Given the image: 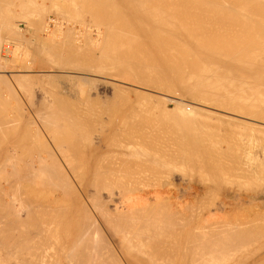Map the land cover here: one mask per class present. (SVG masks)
<instances>
[{"label":"bare ground","instance_id":"6f19581e","mask_svg":"<svg viewBox=\"0 0 264 264\" xmlns=\"http://www.w3.org/2000/svg\"><path fill=\"white\" fill-rule=\"evenodd\" d=\"M33 1L0 0L2 23L0 30H6L3 28L12 22L14 15L20 16L18 19H21V15L23 17L24 14L16 13V8L19 6H21L20 11L23 7L26 9L21 11L27 15V17L24 15L22 20L28 17L34 18L32 17L34 13L37 16L39 11L35 12L34 8L38 6L35 5L38 0H35V3ZM44 1L45 3L41 4L42 0L39 3L41 12L46 11V5L45 11L42 8L48 0ZM60 1L63 0L54 2L57 3V7ZM68 1L67 3L64 0L62 8H58H61L65 14L70 12L79 15L81 21L84 18V23L79 26L81 30L78 31L85 34L77 33L72 41V34H75L70 31L73 30H70L69 34L66 32L67 28L64 30L65 28L62 29L61 26L67 37L59 33L62 35V38H59L66 40L58 39L59 42L56 39L59 34L57 36L55 35L57 33L49 31L52 27L56 32L52 26L54 24L50 22L51 19L43 24L41 22L45 20L44 16H39L42 20L39 21L40 18H37V22L35 19L27 21L28 18L27 27L35 25L34 27L40 31L39 28L42 29L44 25L41 31L46 30L48 36L38 34L44 37L39 38L36 36L39 32L34 28L33 39L38 38L42 46L40 47L42 50L36 49L37 52L34 50L36 47H33V52L38 54L36 56H49L47 61L56 63L50 65L51 67L55 65L54 67L59 66V69L64 67L65 70V67L69 66L66 69L80 72V76L77 74L80 79L76 77V81L79 79L78 83L84 85L89 82L95 84V81L93 82L97 79L94 78L95 76L101 81L102 76L120 77L126 73L133 80L144 85L143 87L149 88V91L152 88L159 93L162 91V94L165 92L164 94L169 95V100L174 101L172 103L175 105L169 108L165 96L159 98L160 95L155 92L156 96L158 95L156 97L152 95L153 93L146 92L147 89L144 93V89L139 87L137 88L142 91L138 92L132 87L133 93L135 91L136 101L138 99L142 103L141 99H144V103L140 104L134 101L135 99H128L127 92H130L128 90L130 86L127 83L128 86L126 84L124 86L128 87V91L115 85L118 91L123 90L120 91L121 93L112 85L114 88L112 91L118 92V94L110 92L112 95L110 99L113 102L111 100L109 102V98L106 100L107 97H104V101L103 96L98 92L95 96L90 95L93 92L88 94L92 91L91 87L85 89L87 93L80 89L84 86H81V83L78 84V89L72 84V88L76 87V91L81 90L78 93L81 94L80 96L73 92L76 97H80L79 99L77 97L78 101H76L75 96L71 98L70 93L64 91L65 88L57 89L62 85L60 81L67 75V78L70 76L69 73L65 75L63 72H61L64 74L63 78L56 74L57 72L54 73L59 76L55 77L58 78L57 80L62 78L60 81L56 80L57 84L60 82L59 86L52 84L54 85L52 88H56V91L47 90L46 87H42L43 84H38L40 89L42 87L45 91L41 89V93H37L38 91H34L37 85L33 83H39L41 79L40 83L44 82V85L45 82L53 83L51 77L54 75L49 76L47 73L48 77L45 74L44 79V74L42 77L40 74L37 76V73H35L37 75L33 74L36 72L34 70L29 73L32 68L30 70L31 66L25 64L26 60L24 67L26 70L29 67V71L24 72L28 74L13 72L14 76H10L4 73L5 76H10L9 79L3 76L4 74H0V255H2L0 264H264L263 202L256 203L253 209L250 207L252 210L248 215L247 211L245 212L247 216L241 214L243 211L240 209L241 211H236L241 215L235 213L238 218L230 217L228 215L233 214L229 212L237 208V204L230 201L242 200L246 205L247 202L251 203L249 202L251 196L247 197L244 194L246 197H243L238 192L239 195H234L235 199L226 201L233 196L227 195L229 184L228 186L225 184L226 193L222 192L225 186H216L218 190L222 189L220 192L226 199L221 204V199L218 198L221 194H217L219 195L217 204L224 205L223 211L219 209L220 212H224L221 213L224 216H220V212H214L215 216L207 217L206 212H202L204 215L201 214L202 210H196L202 204L205 206L206 195L213 189L212 184L228 183L227 175L234 174L239 178H249L251 179L248 180L249 182L258 177L264 181V157L262 162L259 159V162L256 161L254 155L252 160L250 156L253 153L250 156L247 154L251 159H246L247 156L243 157L244 154L241 155L237 151L239 147L236 142L238 148L234 150L231 147L235 138L234 133L228 130L231 125L232 127L235 125V132H239L237 129L241 127L237 128L238 124L247 125L248 132L249 128L255 130L260 123H255V127L249 120L254 126L252 128L247 121L248 117L252 118L251 121L262 122L258 130L264 127V0ZM52 5L55 6L53 3ZM13 8L16 10L14 11ZM43 12L40 15H46L48 11ZM74 17H70L69 20L72 21ZM18 19L15 18L14 21L17 22ZM13 22L12 24H15ZM93 23L94 27L91 25ZM11 26L13 25L10 24L7 28H12ZM14 27L13 33L11 29L10 32L7 30L9 35L12 34L11 36L14 35V30L17 34L20 32ZM70 28L76 29L74 26ZM86 31H92L94 36L89 32L87 35ZM1 32V36H9L2 35L6 32L2 34ZM17 34L16 37L19 38ZM16 37L12 38L18 41L20 38L17 40ZM29 38H25V43ZM70 38H72L71 42L68 41ZM28 42L29 44L26 45L27 43L18 41L17 43L20 44L15 46L18 55L16 51L11 58H17L25 51V47L21 44L26 45L27 49L32 42L37 41L28 40ZM27 55L26 53L25 57ZM20 58L23 60L22 56ZM20 58H17L18 61ZM11 61L17 60L11 59ZM21 66H18V69ZM47 79L51 80L47 81ZM64 81L66 82L67 79ZM107 81L106 79L105 82ZM65 82L63 84L68 85L69 81ZM110 82L111 80L109 81L111 86L112 82L111 84ZM132 86L136 87V85ZM17 88L25 93L21 90L19 91L21 95L23 93L27 96L28 100L25 102H29V107L39 111L35 114L36 110L30 112V116L28 110L29 115L25 119V124L23 123L25 127L21 128L20 124L18 126L16 123L21 116L17 119L16 110L12 112L10 109L18 104L10 105L11 100H14L12 98L20 104L21 97H17L16 92L19 90ZM4 89L7 93L10 92L9 95ZM14 89L17 91L15 92ZM71 90L73 89H69L68 92ZM4 92L11 100L4 96ZM122 92L126 93L128 100L120 95ZM120 96L126 103L121 105L122 107L115 108L114 98L120 100ZM8 99L11 101L9 106ZM154 99L157 100V105L154 104ZM21 101L23 103L24 99L22 98ZM120 102L119 104H122L123 100ZM198 104L206 107L215 106L231 114L230 116H236L230 117L227 113L220 115L221 110L218 113L217 110L214 111L215 108L206 109ZM108 105H111L110 108ZM22 107L15 109L19 112L20 109L25 108ZM20 113L25 115L27 112ZM226 114L227 116H223ZM20 122L22 124V120ZM219 125H229V128H226L227 135L230 133L231 135L228 136L233 138H229L231 145L228 146L234 152L225 146H220L225 141L221 136L225 135L226 129H223L224 133L221 134L222 129L219 128L221 136H218L216 128ZM42 129L45 134L47 133L46 136ZM258 133L260 135V131ZM238 134L235 136L236 139ZM43 136L46 138L48 136V140L50 137L51 143L53 138L54 142L47 143ZM260 136L259 141L262 138ZM224 137L227 138L226 135ZM226 141L230 140L226 139ZM241 141L239 139L240 143ZM225 145L227 146L226 143ZM168 162H172L171 166L180 169L173 168V170ZM165 166L166 168L168 166L167 169L169 167L172 169L166 174L174 172L177 174L180 170L184 172L188 169L191 174L203 175L201 180L198 178L203 183L201 186L189 184L185 187L186 190H183L186 194L180 195L193 199L192 203L206 196L205 200H201L202 204L199 201L198 208L189 201L191 205L188 207L190 209H187L191 210L194 205L193 213L191 211L186 214L184 211L187 209H183L185 206L182 207L181 202L177 206L179 201L177 203L176 200L181 197L177 195L179 192L174 193L173 190L170 192L166 184L170 180L165 182L166 178H163ZM184 174L186 175V172ZM234 175L229 178L232 180ZM158 176L163 178L167 187L156 184L157 178L158 182L162 179ZM241 178L240 180L246 183L243 184L251 189V184L248 186L246 182L247 179ZM154 180H156L155 184ZM231 182L229 180L230 185H233L237 179L234 183ZM253 182L252 189L256 188V190L251 193L257 194V186L261 182H258L256 187L253 186ZM21 183L25 186L23 184L22 187ZM146 183L157 187L151 186V189ZM142 184H146L150 189L146 186L145 189ZM238 184H240L239 180ZM243 184L238 185V188L236 184L233 186L237 189L240 186L246 188ZM138 185L145 190L138 192ZM172 188L176 190L175 187ZM233 189L230 188V191ZM218 190L211 193L212 199H216L214 194L218 193ZM171 193L174 195H170ZM260 193L262 192L259 191ZM173 196L176 198L173 199ZM256 197L255 195V200ZM209 198L208 200L211 199ZM214 203L209 201L206 207L208 204L209 207L215 205Z\"/></svg>","mask_w":264,"mask_h":264},{"label":"rangeland","instance_id":"374dc122","mask_svg":"<svg viewBox=\"0 0 264 264\" xmlns=\"http://www.w3.org/2000/svg\"><path fill=\"white\" fill-rule=\"evenodd\" d=\"M36 1H37V0H36ZM36 1L34 0L33 2L35 3ZM55 1H56V0H48V1L46 2V4H44V6H43V8H42V9H44V7H45V5H46V7H45L46 11H45V9H44L45 12H43V10H42V12H43V13H46V12L48 11V12H47L48 14L46 13V15H45V14H41V15H40V13H42L41 10H40L41 7H40V4H39V3L41 2V0H38V1H37L38 3L36 2L37 4L35 3V5H38L37 7H38V8L40 7V8L37 9V7L35 6L36 8H34V9H35L34 11L36 12V10H37V11H39V12H37V14H38L37 16H36L35 13L33 14V16L31 15V16L34 17V18L28 17V18H29V19H28V18H26V17H27V15H25L26 13H24V11L21 12L22 10H26V9H24L25 7H23L21 11H20V9H19L21 6H19V7L17 6L18 8L14 7V8H16L18 11H17L16 9H14V8H13V10H14V11L16 10V13L19 12L18 14H21V13L24 14V15L26 16L25 18L28 19L27 21H31V20L35 19L36 22H37V18H40V17L44 16V17H45V18L43 17V18L45 19L44 21H43L41 18L39 19V21L42 20L41 23L44 24L45 22H48V21L51 19L52 21H54V22H52V21L50 20V22L54 24V25H52V26L54 27V29L56 30V32L53 30L52 27L49 28V31L52 30L51 32H54V34L57 33V34H55V35H57V36H58L59 33H61L62 35L66 36V35L64 34V30H66V28H67L66 32H68V33H69L70 30H73V31H70V33H73V32H74V34H75V35L72 34L73 40H72V38H70V40H68V39H67V40H68L69 42H71V40L74 41V39L76 38V36H77V35L79 34V32H80V31H78V30H81L79 26L81 25V23H84V22H83L84 18H82L83 20L81 21V18L79 19V17H78L79 15H76V14L74 15V13L72 14V13L68 12V13L71 14L72 16H75V17L77 16V17H78V18H75V17H74L75 19L73 18L72 21L69 20L70 17H72V16L70 15V17H69V14L66 13V14H67V15H66L65 12H64L63 10H61V8H62V4L64 3V0H63V1H60V4H58V7H61V8H58V7H57V5H56L57 3H54ZM65 1H67V3L69 2L68 0H65ZM262 1H263V0H262ZM62 2H63V3H62ZM42 3H45V1L42 0L41 4H42ZM52 3L55 4L56 7H55L54 5H52ZM50 5H51V6H50ZM59 5H61V6H59ZM48 6H50V7H48ZM52 7H53V8H52ZM54 7H55L56 9H55ZM52 9H53L54 11H51ZM59 9H60V10H59ZM34 11H31V12L33 13ZM49 11H50V12H49ZM56 11H58V12H56ZM31 12H30V14H31ZM55 12H56V13H55ZM59 12H60V13H59ZM66 12H67V11H66ZM57 13H58V16H56ZM27 14H29V13H27ZM30 14H29V15H30ZM59 14H60V15L63 14L62 17L65 18V19H63ZM24 15H23V17H24ZM65 15H66V16H65ZM16 16H17V15H14V17L16 18V20H17L18 18H20V16H19V17H18V16L16 17ZM39 16H40V17H39ZM23 17H22V15H21V19H18L17 22L14 21V20H15V18H14V19L12 20V22L14 21L13 23H15V24H12V22L10 23L11 25H13V26H11L12 28L15 26L14 29L17 28L16 31H17V32L20 31L19 34H17V33L15 32V30H14V35H13V36L16 37V34H17V36H19V38H20V39H19L18 37H16L17 40L19 39L18 41H20L21 43L24 42L23 44H26V43H27L26 45L29 44L28 40H29L30 42L33 41V40H34L35 42H36V41L38 42V40H39L38 38H37V39H33V38H35V35H34V37H33V34H34V28H36V27H34L35 25L31 26L30 28L27 27V24H26L27 21H26V19H25V20H22V19H24ZM12 18H13V17H12ZM30 19H31V20H30ZM53 19H54V20H53ZM55 19H56V20H55ZM58 19H59V21H61L62 23L59 22V21H57ZM66 19H67V20H66ZM76 19H77V21L80 20L81 22H80V21H78L79 23H78V22H75ZM62 20H63L64 22H63ZM68 20H69V21H68ZM85 20H86V19H85ZM24 21H25V22H24ZM55 21H56V22H55ZM65 21H66V22H65ZM70 21H71V22H70ZM73 21H74V22H73ZM91 21H92V20H91ZM57 22H59V23H57ZM0 23H1V22H0ZM41 23L39 22L38 24H40V26L42 27V24H41ZM67 23H68V24H67ZM69 23H70L71 25H70ZM86 23L88 24V23H90V22H86ZM91 23H92V22H91ZM1 24H2V23H1ZM10 24H8V25L10 26ZM25 24H26V26H25ZM55 24H56L57 26H56ZM58 24H59V25H58ZM60 24H61V25H60ZM8 25H7V27H8ZM68 25H70V26H72V27L74 26V28H76V29L74 30L73 28H70V26H68ZM91 25H92V27H94V26H93L94 23L91 24ZM2 26H3V25H2ZM61 26H62V29H64V28H65V29L62 30V29L60 28ZM64 26H65V27H64ZM75 26H76V27H75ZM0 27H1V25H0ZM7 27L5 26V27L3 28L4 30L6 29L5 31H3L2 29L0 30V32L3 31V32H1V34L6 32V34H2V35H7V34H8V33H7V30H8V32H10V29H11V32L13 33L12 28H10V27L7 28ZM25 27H26V28H25ZM37 27L39 28L38 25H37ZM55 27H56L57 29H56ZM68 27H69L70 29H69ZM77 27H78V28H77ZM43 28H44V25H43ZM43 28H42V29L39 28L40 31H38L37 28H36V30H35V31L39 32V33L36 32V33H37L36 36H38L39 38H44V37H40L39 35H45V36H46V32H45L46 30H45V31H41V30H43ZM19 29H20V30H19ZM60 29H61V30H60ZM68 29H69V30H68ZM57 30H58V31H57ZM76 30H77V31H76ZM24 32H25V33H24ZM43 32H44V33H43ZM66 32H65V33H66ZM88 32H89L92 36H94V33H93L92 31H86L87 35H88ZM91 32H92V33H91ZM15 33H16V34H15ZM20 33H22L21 35H22L23 38L20 37ZM32 33H33V34H32ZM41 33H43V34H41ZM70 33H69V34H70ZM77 33H78V34H77ZM80 33H84V34H85V32H80ZM9 34H10V33H9ZM9 34H8V35H9ZM23 34H24V36H23ZM29 34H30V35H29ZM31 34H32V35H31ZM38 34H39V35H38ZM61 34H59L58 38H56L57 40H58V39L60 40V39L62 38V35H61ZM90 34H89V35H90ZM11 35H12V34H11ZM11 35H9L8 37L1 36V35H0V36H1V37H0V41H2V42L0 43V56H1V57H0V60L2 59V61H0V63H1V65H0V74L2 75V74L5 73V74H9L10 76H14V73H13V72H16L17 74L25 73V72H28V71H29V67H28V66H31V67H30V70H31V68H32V70L29 71V73H32L33 70H34V71H36V72H33V74L37 73L38 75L35 74V75H37V76H40V75H41V77H42V75L44 74V75H43V76H44V77H43L44 79H45V76L47 75V73H48L49 76H50L51 74H53L54 76H53V75H52V76L54 77V79H53V77H51L52 80H54L53 83H52V81H51V83L48 82V84H49V83L51 84L50 87H49L50 84L48 85L46 82H45V85H44V82H41V83H40V81H42V79L39 81V83H38V82L33 83V85L35 84V85L39 86V88H37V86H35L36 88L33 86V87H34V91H35V92L38 91L37 93H39V92L41 93V89L45 91V89L42 88V87L44 86V88L46 87L47 90L49 89V90H52V91H56L57 89H58V90H63V89L65 88L64 91L66 90L65 92H67L68 94H69V93L71 94V93L74 92L76 95L80 96L81 94L79 95L78 93H80L81 90L84 91L86 88H89V89H90V87H91V90H92L91 92L88 93V92L86 91L87 89L85 90V92H87L88 94H90V93L93 92V94H90V95H92V96H95L96 93L98 92V94H99L100 96H103V98H104V97H107L106 100L109 98L108 100H109V102H110V100H111L110 97L112 96L110 92L112 91V89H114V88H112V85H113V87H116V86H117V87H120V88L122 87L125 91L130 90V92H127V93H128L127 96H128V99H132V100H134V99L136 98V96H135L136 93H135V91H134V93H133V89H132V87H133L134 89L136 88V91H138V92L142 91V90H140V89H142V88L144 89L143 92L147 89L146 87H143L144 85H141L140 83L136 82V81L133 80L128 74L125 73V74H123V75L120 76V77H119V76H108V77H107V76H104V77L102 76L101 78H103V80H105V81H106V79H107V80H108L107 82H105V81H103V80L100 81V79H99V81H98V80H97L98 77H96V76H95L94 78H97V79H94V80H93V82L95 81V82H94L95 84H92V82H89V83H87L86 85H84L83 83L80 82V83L82 84L81 86H83V85H84V86H83V87L80 86L81 88H80V87H79V88H80L81 90L79 89V90H78L79 92H78V91L75 90V88L77 87L76 89H78V86H79L78 84H80V83H78V82H79V79H80V78H79V76H80V75H79L80 72L75 71V70H72V69H66V68H68L69 66L65 67V70H63L64 67H63V68L60 67V69H59V66H58V67L56 68V67H54V66L56 65V63H54V62L52 63L51 61H47V60H48L47 57L49 58V56H46V57H42V55L36 56V55H38V54H36V52L42 48V46L40 45L39 42H38V43H37V42H36V43H33V42H32L33 44L31 43L30 46H29L30 49H28L29 47L26 49L27 46L21 44L22 46L25 47V51L23 52L24 54L22 53L23 55L20 54L18 57L20 58V57L22 56V57H23V60H22V58H20L19 61H18V59H17L18 57H17V58H16V57H15V58H11V57H13L16 53H17V55H18V51H17V50H16L17 52L15 51V48H17V47H15V46H18V44H20V43H17L18 41H16L15 38H12L13 36H11ZM67 35H68V34H67ZM29 36H30V38H32V40L29 38ZM31 36H32V37H31ZM64 36H63V38H66V37H67V36H66V37H64ZM2 37H3V38H2ZM24 37H25V38H29L28 40L26 39V40H27L26 43H25V38H24ZM46 37H48V36H46ZM59 37H61V38H59ZM70 37H71V36H70ZM86 37H87V36H86ZM1 38H2V39H1ZM21 38H22V40H21ZM3 39H4L5 41H4ZM9 39H10V40H9ZM23 39H24V40H23ZM52 39H53V38H52ZM56 39H53V40L56 41ZM86 39H87V38H86ZM6 40H7V41H6ZM13 40H14V41H13ZM59 40H58V41H59ZM61 40H64V39H61ZM64 41H66V40H64ZM68 41H67V42H68ZM14 42H15V43H14ZM59 42H60V41H59ZM61 42H62V41H61ZM10 44H11V46H10ZM33 45H34V46H33ZM39 45H40V46H39ZM4 46H6V47H4ZM38 46H39V47H38ZM13 47H14V48H13ZM24 47H23V50H24ZM33 47H36V48L34 49L35 51H36V49H37L36 52H33ZM37 47H38L39 49H38ZM40 47H41V48H40ZM8 48H9V52H8ZM10 48H12V49L10 50ZM31 48H32V50H31ZM13 49H14V50H13ZM12 50H13L14 52H12ZM41 50H42V49H41ZM5 51H7V53H6ZM15 52H16V53H15ZM25 52L28 54L26 57H25V55H26ZM9 53H10V54H9ZM29 53H30V54H29ZM33 53H35V55H34ZM3 54H4V55H3ZM5 54H6V55H5ZM12 55H13V56H12ZM31 56H33L34 58H32ZM29 57H30V58H29ZM36 57H37V58H36ZM5 58H6V59H5ZM7 58H9V59H7ZM10 58L13 59V60H17V61H11ZM31 58H32V59H31ZM44 58H46V60H45ZM4 60H6V61H4ZM25 60H26V63H25V64L28 63V64H27L28 66L26 65V67H28L27 70H26V68L24 67V66H25V64H24ZM49 60H50V59H49ZM9 61H10V62H9ZM27 61H28V62H27ZM45 61H46V62H45ZM18 62H19V63H18ZM20 62H23V63L20 64ZM4 63H5V65H3ZM47 63H48V64H47ZM50 63H51V64H50ZM22 64H23V65H22ZM52 64H55V65H53V66L51 67L50 65H52ZM15 65H16V66H15ZM21 65H22V66H21ZM3 66H4V67L6 66V68H3ZM14 66H15V67H14ZM18 66H21V67H19L20 69H18ZM21 68H22L23 70H22ZM4 69H5V70H4ZM58 69H59L60 71H59ZM61 69H62V70H61ZM1 70H2V71H1ZM17 70H18V71H17ZM46 70H47V71H46ZM53 70H54V72H53ZM66 70H67V71H66ZM71 70H72V71H71ZM3 71H4V72H3ZM24 71H25V72H24ZM39 71H40V72H39ZM45 71H46V73H45ZM50 71H51V72H50ZM58 71H59L60 73H59ZM69 71H70V72H69ZM73 71H74V72H73ZM1 72H2V73H1ZM9 72H10V73H9ZM42 72H43V73H42ZM49 72H50V73H49ZM52 72H53V73H52ZM55 72H57L56 74H58L59 76L61 75L60 77H62V78H63V76H64L65 73H66V74L69 73V74H70L69 78H67L68 75L65 77V78L67 79V81H69V82L66 81V82L68 83L69 86H68L67 84H63V83L65 82L64 80H66L65 78H63V80H62V78H60V80H62V81L57 80L58 78H55V77H56V76L59 77V76L56 75V74H54ZM61 72H63L64 74H62ZM76 72H77V73H76ZM16 73H15V75H17ZM74 73H76V74H74ZM5 74H4L3 76H5ZM11 74H13V75H11ZM25 74H28V73H25ZM39 74H40V75H39ZM45 74H46V75H45ZM66 74H65V75H66ZM77 74H78L79 76H78ZM30 75H31V74H30ZM48 75H47V77H48ZM74 75H75V77H73ZM10 76H9V77H10ZM5 77L9 79V77H7V76H5ZM47 77H46V78H47ZM76 77L79 78V79H77V81H76ZM49 78H50V77H49ZM70 78H71V80H70ZM92 78H93V77H92ZM99 78H100V77H99ZM104 78H105V79H104ZM73 79H74V80H73ZM50 80H51V79H47V81H50ZM56 80L62 82V85H63V86L59 84L60 82L57 84V81H56ZM110 80H111V82H112V84H111V82H110L111 86L109 85V81H110ZM112 80H113V81H112ZM114 80H116L117 82L114 81ZM43 81H46V80H43ZM70 81H71L72 83H71ZM80 81H81V80H80ZM66 82H65V83H66ZM73 82H74V83H73ZM76 82H77V84H76ZM98 82H99V83H98ZM104 82H105V83H104ZM121 82H124V83H121ZM36 83H37V84H36ZM70 83H71V84H70ZM90 83H91V84H90ZM119 83H120V84H119ZM126 83L130 86L129 89H128V87H127L128 85H127ZM129 83H130V84H129ZM38 84H41V85L43 84L42 87H41V89H40V85H38ZM46 84H47V85H46ZM52 84H54V85L57 84L56 87L59 86V85H60L61 87L59 86V87H57V89H56V88H52V87H54V85L52 86ZM72 84H75L76 87H75V88H72V87H73ZM105 84H106V85H105ZM125 84H126L127 86H124ZM13 85H15V84H13ZM66 85H67V86H66ZM71 85H72V86H71ZM89 85H90V86H89ZM91 85H92V86L95 85V86H93V88H92ZM115 85H116V86H115ZM122 85H123V86H122ZM132 85H136V87H134V86H132ZM30 86H31V85H30ZM64 86L69 87V89H73V90H71V92H68L69 89L67 88V89H68V90H67L66 87H64ZM87 86H89V87H87ZM14 87L16 88V86H14ZM96 87H97V91H95V88H96ZM117 87H116V90L118 91V88H117ZM124 87H126V89H125ZM137 87H139L140 89L137 88ZM31 88H32V86H31ZM59 88H62V89H59ZM83 88H84V89H83ZM120 88H119V89H120ZM17 89H19V90L17 91V90L14 89L15 92L17 91V92H16V94L18 95L17 97H18V98L21 97V100H22V98L24 99L23 103H22V101H21L20 99H18V100H20V104L22 103V105L19 104V101L16 102V101H15V100H16L15 98H12V99H14V100H11V99L7 96V95H9L10 92L7 93V92H6V91H7L6 89H4V91L6 92L7 95H5V92H4V96H6V98H9V99L12 101V102H11V101L8 99V100H9V101H8V106H9V103H10V102H11L10 105H12V104H13V105H14V104L16 105V104L18 103L16 106H13V105H12L13 107H12V108L10 107V109H12V110H11L12 112L16 110V111H15L16 114H15V112H14V114L16 115V118H17V119H19V116L22 117V118L20 117V119L16 121L17 125L20 124V128H21V127H23V126L25 127V125H24L25 123H24V122H25V119H26V118L28 117V115H29V114H28V110H30V111H29V113H30V112H32V111H34V110H36V109H35V108L33 109V108H30V107H29V104H28L29 102H25V101L28 100V99H26L27 96L24 95L25 93L23 92L22 89H21L22 91L20 90V88H17ZM127 89H128V90H127ZM137 89H139V90H137ZM39 90H40V91H39ZM47 90H46V91H47ZM74 90H75L77 93H76ZM116 90H115V92H114V90L112 91V92H114L113 94H115V93L117 92ZM19 91H21V92L24 93V94L22 93L23 97H22V95L20 94L21 92H19ZM94 91H95V92H94ZM120 91H123V90L121 89V90H119L118 92L121 93ZM148 91H149V88L146 90V92H148ZM151 91H153V92H151ZM18 92H19V93H18ZM42 92H43V91H42ZM118 92H117V94H118ZM149 92H150V94L153 93L152 95H155V96H156V93L158 92V90L156 91V90H154V89L151 88V90H150ZM155 92H156V93H155ZM74 93H73L72 95L69 94V96H71V98H73V96H75ZM94 93H95V94H94ZM106 93H107V94H106ZM144 93H145V92H144ZM160 93L162 94V91H160ZM160 93H159V92L157 93L158 95H160L159 98H161V96H162V97L165 96V98H166L167 101L169 102V103L167 102V106H168L169 108H171V107L173 108V106L175 105V103H172V102H174V101H170V100H169L170 96L167 95V94H164L165 92H163L162 95H161ZM19 94H20V95H19ZM117 94H116V95H117ZM122 94H124V93L122 92ZM122 94H120L122 97H125V98L127 97V96H126V93L124 94L125 96L122 95ZM148 94H149V93H148ZM158 95H157V96H158ZM19 96H20V97H19ZM69 96H68V97H69ZM78 96H77V97H78ZM113 96H115V95H113ZM121 96H120V100H119V99H118V100H119V102H120V101L122 102V100H123L122 104H119L118 100H116L117 97L114 98L115 101H116V104H115V103H112L113 101L111 100V101H112L111 103H112V104H115V108H117V107H119V106H121V105L123 106V104L126 103V102L124 103L125 100H124V98L122 99ZM157 96H156V97H157ZM168 96H169V98H168ZM177 96H178V95H177ZM65 97H67V96H65ZM77 97H76V96L74 97V99H76V101H78V99L80 98V97H78V99H77ZM118 97H119V96H118ZM131 97H132V98H131ZM69 98H70V97H69ZM71 98H70V99H71ZM165 98H164V99H165ZM67 99H68V98H67ZM74 99H73V101L75 102ZM114 99H113V100H114ZM128 99L126 98V100H128ZM154 100H155V101H154ZM154 100H153L154 104L157 105V102H156L157 100H156V99H154ZM13 101H15V103H13ZM70 101H72V100H70ZM104 101H105V98H104ZM134 101H136V99H135ZM137 101L139 102L138 99H137ZM137 101H136V102H137ZM143 101H144V99H143V100L141 99V102H142V103H140V102H139V103H140V104H143V103H144ZM165 101H166V100H165ZM195 101H197V100H195ZM107 102H108V101H107ZM109 102H108V104H110ZM121 102H120V103H121ZM158 103H159V102H158ZM105 104H107V103H105ZM117 104H118V106H117ZM19 105H20V106H19ZM27 105H28V106H27ZM172 105H173V106H172ZM8 106H7V108H8V110H10ZM18 106H19V107H18ZM22 106L25 107V108H27V109L25 110V108H23ZM108 106H109V108H110L111 105H108ZM122 106H121V107H122ZM198 106H200V105L198 104ZM201 106H203V105H201ZM201 106H200V107H201ZM209 106H210V105H209ZM209 106H207L208 108H207L206 106H203L202 108H206V109L212 108V110L215 108L214 111L217 110L218 113H219V111L221 110V112L219 113L220 115H221V113H222V114L227 113V112H225L224 110L219 109V108H217V107H215V106H210V107H209ZM16 107H17V109H19V108L22 107L24 110H23V109H22V110L20 109L19 112H17V109H15ZM28 107H29V108H28ZM7 108H6V109H7ZM111 108H112V107H111ZM216 108H217V109H216ZM21 111H23V112H24V111L27 112V113H25L26 117H24L25 115H24L23 113H20ZM111 111H112V110H111ZM222 111H223V112H222ZM35 112H39V111H38V110L34 111V114H35ZM18 114H20V115H18ZM37 114H38V113H37ZM37 114H36V115H37ZM227 114H228V116L231 115V114H229V113H227ZM227 114H226V115H223V116H227ZM17 115H18V116H17ZM22 115H24V116H22ZM38 115H39V114H38ZM30 116H31V113H30ZM235 116H236V115H234V116H230V117H235ZM23 117H24V119H23ZM238 118H239V117H238ZM240 118L243 119L244 117H240ZM244 119H247V118H244ZM251 119H252V118H251ZM251 119H250V117H248L247 121L249 122V120H250V122H251L252 125H254V126H255V123H256V124H258V123L262 124V122H258L257 120H255V121H251ZM21 120H22V124H21V122H20ZM253 120H254V119H253ZM18 121H19V123H18ZM244 121H245V120H244ZM247 121H246V124H248ZM250 122H249V124H250V126H252ZM23 123H24V124H23ZM253 123H254V124H253ZM249 124H248V125H249ZM260 124H258V127H259V128H260ZM263 124H264V122H263ZM238 125H239V126H238ZM238 125H237V128H238V127H241V128H240L241 131H240V129H237V131H239V132H235V131H236V129H235L236 126H235V125H233V127H232V125H231L230 129H228V128H229V125H228V126H227V125H221V126L219 125L218 128H216V130H218L219 128H221V129H222V130H221L222 133L219 131L220 129L218 130V133L220 132L221 134H223V133H224L223 129L225 130V129L228 127L227 129L229 130V132H230V133H231V132L234 133L233 136H234L235 139H236L235 136H237V133H239V134H238V138H237L238 141H237V139H236V140H235V139L232 140V144L235 145V142H236V144L238 145L239 150H237V149H236V150L239 152V154H241V155L244 154L243 157H246V156H247L246 159H248V158L251 159V158H252V160H253V155H254V159L257 158V159H255L256 161H258V159H259V161L262 162V160H263L262 157H264V154H263V153H264V148H263V147H264V145H263L264 143H260V144H259V142H263V141H264V138L262 137V134L264 133V127H262L263 131L261 132L262 129H261V130H260V129L258 130V129H257L258 127L255 126V127H256L255 130L257 129V131L255 132V133H256V135H255V133H253V131H255L254 128H253L254 126H252L253 130H252L251 128H249V126H248V128H249V132H248L247 125H246V126L243 125V124H242L243 126L240 125V124H238ZM18 126H19V125H18ZM234 126H235V127H234ZM261 126H263V125H261ZM224 127H225V128H224ZM243 127H244V128H243ZM245 128H246V129H245ZM227 129H226V133H224V134L227 136V138L224 137L225 135L221 136L220 133L218 134V136H221V138H224V140H225V141H223L224 143H222V144L220 143V144H221L220 146H221V147L225 146V148L227 147V149H231V148H229V146L231 145V139L233 138V136H231V137L228 136V135H231L230 133L227 135V132H228ZM232 129H233V130H232ZM42 130H43V129H42ZM243 130H247V131H246L247 133L244 132ZM251 130H252V131H251ZM45 131H46V130H45ZM258 131H260V135H261V136L259 135ZM250 132H252V133L250 134ZM43 133H44V135L46 136L47 133L45 134L44 130H43ZM242 133H243L244 135H243ZM261 133H262V134H261ZM48 134H49V133H48ZM249 134H250V135H249ZM42 135H43V134H42ZM239 135H240V136H239ZM245 135H247V136H245ZM248 135H249V136H248ZM48 136H50V135H48ZM48 136H47V138L44 137V136H43L44 138H43V137H42V138L44 139V141H46V142L48 141L47 143L52 144V143L54 142V140H53V138H51L52 141H53V142L51 143V140H50V137H51V136H50V137H49L50 142H49V140H48ZM243 136L248 137V138H245V137H244V138H245V139H244ZM251 136H252V139H251ZM253 136H254V137H253ZM259 136L262 137L263 140H262V138H261L260 141H259V138H258ZM263 136H264V134H263ZM45 138H46V139H45ZM225 138L228 139V140H230V141H229V142L226 141ZM229 138H231V139H229ZM239 139H240V141L242 140L241 143L239 142ZM243 139H244V140H243ZM249 139H251V140H249ZM254 139H256V140H254ZM261 140H262V141H261ZM257 141H258V142H257ZM55 142H56V141H55ZM227 142H228L229 144H228ZM238 142H239V143H238ZM250 142H251V144H250ZM254 142H255L256 144H255ZM225 143L227 144V146L225 145ZM242 143H244V145H243ZM246 143H247V145H246ZM253 143H254V144H253ZM239 144H240V145H239ZM48 145H49V144H48ZM54 145H55V144H54ZM54 145H51V146L53 147ZM228 145H229V146H228ZM234 145H231V147L235 150V148H238V147H236L237 145H235V146H234ZM250 145H251V146H250ZM257 145H258V147H257ZM233 146H234V147H233ZM245 146H246V147H245ZM253 146H255L257 150H256L255 147H253ZM54 147H55V146H54ZM54 147H53V148H54ZM243 147H244V148H243ZM251 147H252V148H251ZM261 147H262V148H261ZM225 148H224V149H225ZM248 148H249L250 150H249ZM253 148H254V149H253ZM248 150H249V153H248ZM231 151H233V150L231 149ZM237 151H236V152H237ZM241 151H242V152H241ZM246 151H247V152H246ZM253 151H255V152H253ZM256 151H258L259 153L257 152V154H256ZM233 152H234V151H233ZM238 152H237V154H238ZM240 152H241V153H240ZM252 153H253V154H252ZM245 154H246V155H245ZM247 154H249V156L252 154V155L250 156L251 158L248 157ZM258 154H259V155H258ZM256 155H257V156H256ZM259 161H258V162H259ZM263 161H264V160H263ZM171 163H172V162H170V163L168 162L167 164H169V166H171V165H170ZM167 164H166V165H167ZM174 166H175V165H174ZM167 168H168V166H167ZM167 168H166V166H165V171H164L165 174H163V175H165V177L163 176V178H164V179H165V178L167 179V180L165 179V182L170 180V182H169V183L167 182L166 184H167V186L169 187L170 192H171L172 190H173L172 192H174V193H175V192H179V194L176 193V194L178 195V197H179L180 195L182 196L183 194H186V191H183V190H184V189L186 190L185 187H188L189 184H190V185H196V186H201V185L203 184V183L200 181L201 178H202L201 176H203V175H199V174H198V175H199V176H198V175H196V174H191V172H189L190 170L185 169L184 172H180V171H181V170H180L179 172H177V174L174 172L176 175H175L174 173H173V174L170 173V174H172V175H170V174L168 173L169 176L172 177V178H170L169 176H166V175H168V174H166V172L171 171L173 168H175V170H177L178 168L176 169V167H173V165L171 166L172 169H171L170 167H169V169H167ZM163 169H164V166H163ZM179 169H180V168H179ZM179 169H178V170H179ZM173 170H174V169H173ZM185 172H186V175H189V176H191V177L194 176V177L190 178L189 176H186V175L184 174ZM187 172H189L190 174L187 173ZM182 173H183V174H182ZM181 175H183V177H182ZM195 175H196V176H195ZM222 175H223V174H222ZM225 175H227V174H225ZM232 175H234V174H232ZM232 175H230V176L227 175L228 177L226 178V180L228 181V183H225V182H224V184H223V183L215 184V185L212 184L213 186H212V185H211V186H212L213 189H212L211 192H209V193L206 195L207 198H206V196H205V197H203V198L201 197L200 200L198 199V200L200 201V203H201L203 200H205L204 198H206V200H205V206L201 203L203 206L200 205V207H199V206H198V205H199V201H198V200H197L198 202H193V203H192L191 201H193V199H188L186 196H183V197L180 196V197L183 198V199H185L187 202H186L185 200L181 199V198H177L178 200H176V202L178 203V201H179V203L177 204V206H179L181 203H183V206H182V207L185 206V208H183V209H187V208L189 207V205H191V204L189 203V201H190L192 204L196 205V208L199 207L198 209H196L197 211H201V210H202V211H201V214H204V213L206 212L207 214H206V215L204 214V215L207 216V217H208L209 215L215 216V215H214L215 213L220 212V211H219L220 208L222 209L221 211L224 210V209L222 208L224 205L222 206L221 204H223L224 201H225L226 199L224 198V194H222V192H223V193H226V190H227V188H228V190H227V195H230V196H233V197L227 198V199H229V200H226V201H230V199H231V200H232V199H235L234 195H239L238 192L241 193L240 196H241V195H242L243 197H246V196L249 197V196H251V197H249V198H251V200H253V202H252L251 200L249 201V202H251L252 204L247 202L246 205H245V203L242 202V200H239V201H241V202H238V201H236V200H232V201H230V202H233V201H234V203L237 204V206H236L237 208L235 207L236 209H233L231 212H229V213H231V214H233V215H230V214H229L228 216H230V217L232 216V217L238 218L239 216L237 217L236 215H238V213L240 214V212H238V211H236V210H239V211L242 210L243 213L241 212V214H245V216H247L248 213L250 212V210H252L253 208H255L257 204L262 203V202L264 203V197H263V196H264V194H263V193H264V192H263L264 181L261 180L262 178H260V177L257 178L258 180L253 178V181L255 180L254 182L252 181L254 187H256L255 185H258V182H261V183H259L261 186H260V185L257 186V192H258V193H257V194L254 193V194H253V193H251V192L255 191L256 188H255V189L253 188L254 190L252 189V182H249V181H251V179L249 180V178L247 179V178L242 177V178H244L245 180L247 179L246 182H247L248 186L251 184L250 186H251L252 191L249 192V190H251V189L245 185V184H246L245 182H243V181L240 180L241 177L239 178V176L234 175L233 179L231 180L229 177H232ZM173 176H174V177H173ZM158 177L162 178L161 176H158ZM185 177H186V178H185ZM188 177H189V178H188ZM225 177H226V176H224V178H225ZM235 177H237V178H235ZM163 178H162V179H159V182H158V178H157V183H156V180H154L155 182L153 181V183H154V184L156 183L157 185H158V183H159L158 186L161 185V187H162V185H163V186L165 185V187H167L166 184H165V182H164V180H163ZM198 178H200V180H199ZM205 178H206V176H205ZM228 178H229L230 182L233 181V183H234V181H236V179H237V182H238V180H239V181H240V184H238V185H241V183H242V184L245 183V184H243V185H245L246 188H243L244 186H242V187L240 186L239 189H237V188H238L237 182H235V183L233 184V185L236 184L235 186H237V188H235V186L230 185ZM242 178H241V179H242ZM168 179H169V180H168ZM203 179H204V178H203ZM203 179H202V180H203ZM222 179H223V176H222ZM234 179H235V180H234ZM259 179H260L261 181H259ZM160 180H161L162 182H164V183H162ZM189 180H190V181H189ZM226 180H225V181H226ZM242 180H243V179H242ZM245 180H244V181H245ZM248 180H249V181H248ZM199 181H200V182H199ZM227 181H226V182H227ZM262 181H263V182H262ZM160 182H161V183H160ZM151 183H152V182H151ZM151 183H146V184H149V185H147V186H150V188H151V186H152V188H153L154 186L157 187V185H154V184H153V185H150ZM191 183H192V184H191ZM255 183H256V184H255ZM23 184H24V183H21L20 185L22 186ZM146 184H142V186L145 187ZM168 184L172 185V187H175L176 190L174 191V188L170 187V185H168ZM222 184H223V185H222ZM225 184H227V186H228V184H229V186H231V187H229V186L227 187ZM231 184H232V182H231ZM140 185H141V184H140ZM140 185H138V190H139L138 192H143V191H144L145 189H147V188L150 189V188L147 187V186H146L147 188L145 187V189H144V188L141 189V188H140V187H141ZM217 185H219V186H225V189L221 187L223 190L220 189V190H222V192H220V190H218L217 187H216ZM24 186H25V184H24ZM24 186H22V187H24ZM139 186H140V187H139ZM214 186H215V187H214ZM219 186H218V188H219ZM226 187H227V188H226ZM232 187H233L234 189H233V191H230V188H232ZM152 188H151V189H152ZM170 188H172V189H170ZM242 188H243V189H242ZM247 188H248V189H247ZM260 188H262V189H260ZM167 189H168V188H167ZM235 189H237V191H236ZM177 190H178V191H177ZM214 190H216L215 192H217V190L219 191L218 193L214 194L215 197H216V199L213 198V199L216 201L215 203H214V200L212 199L213 196H212V197L210 196V195H212V194L214 193ZM224 190H225V191H224ZM231 190H232V189H231ZM234 190H235V191H234ZM238 190H239V191H238ZM240 190H241V191H240ZM242 190H243V191H242ZM261 190H262V191H261ZM246 191H247V193H246ZM259 191L262 192V193L259 194ZM174 193H171L170 195H174ZM211 193H212V194H211ZM235 193H236V194H235ZM250 193H251V194H250ZM217 194H219V195L221 194V195L219 196V195H217ZM244 194H245L246 196H245ZM177 195H176V196H177ZM253 195H254V196H253ZM255 195L257 196V197H256V200H255ZM261 195H262V196H261ZM217 196H219L218 198L221 199V201H220L221 204L219 203V205L217 204V202H219V199L217 200ZM222 196H223L224 199L222 198ZM208 197H210L213 201H212L210 198H209L210 200H208ZM262 197H263V198H262ZM174 198H176V197L173 196V199H174ZM186 198H187L188 200H187ZM260 198H261V200H260ZM195 199H196V198H194V201H196ZM222 199H223V201H222ZM257 199H258V200H257ZM201 200H202V201H201ZM209 201H210V203H214V204L217 205V206H215V205H211V204H210L211 206L209 207V204H208V207H209V208L206 207V204H207V202L209 203ZM235 201H236V202H235ZM257 201H258V202H257ZM180 202H181V203H180ZM186 203H187V204H186ZM203 203H204V202H203ZM253 203H255V204H253ZM256 203H257V204H256ZM184 204H186V205H188V206H186V205H184ZM239 204H240V205H239ZM241 204H243V205L241 206ZM194 205H192V207L190 206V207H191V210L188 211V209H190V208H188V209L185 210L184 212H186V214H189V213H191V211H192V213H193V212L195 211V209H194V211L192 210ZM220 205H221V206H220ZM250 205H251V206H250ZM253 205H255V206H253ZM175 206H176V204H175ZM177 206H176V207H177ZM197 206H198V207H197ZM213 206H214V207H213ZM218 206H220V207H218ZM244 206H245V207H244ZM247 206H248V208H249V211H248ZM215 207H218V208H215ZM233 207H234V206H233ZM233 207H232V208H233ZM250 207H251L252 209H251ZM263 207H264V206H263ZM263 207H262V212H264V208H263ZM204 208H205V209H204ZM213 208H214V211H213ZM181 209H182V208H181ZM208 209H209V210H208ZM211 209H212V210H211ZM240 209H241V210H240ZM246 209H247V210H246ZM210 210L212 211L211 214H210ZM216 210H217V211H216ZM244 210H245V211H244ZM187 211H188V212H187ZM203 211H204V213H202ZM233 211H234V213H233ZM246 211H247V215H246V213H245ZM214 212H215V213H214ZM251 212H252V211H251ZM213 213H214V214H213ZM221 213H224V212H220V216H224V214L221 215ZM235 213H236V215H235ZM241 214H240V215H241ZM245 216H242V217H245ZM216 217H217V214H216ZM242 217H240V218H242ZM0 251H1V249H0ZM1 256H2V255H0V257H1Z\"/></svg>","mask_w":264,"mask_h":264}]
</instances>
